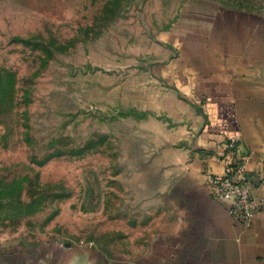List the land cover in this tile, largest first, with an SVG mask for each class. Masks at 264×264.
<instances>
[{
	"label": "rangeland",
	"instance_id": "rangeland-1",
	"mask_svg": "<svg viewBox=\"0 0 264 264\" xmlns=\"http://www.w3.org/2000/svg\"><path fill=\"white\" fill-rule=\"evenodd\" d=\"M238 13L264 0H0V244L148 255L194 145L168 66Z\"/></svg>",
	"mask_w": 264,
	"mask_h": 264
},
{
	"label": "crops",
	"instance_id": "crops-1",
	"mask_svg": "<svg viewBox=\"0 0 264 264\" xmlns=\"http://www.w3.org/2000/svg\"><path fill=\"white\" fill-rule=\"evenodd\" d=\"M168 72L191 103L182 123L194 145L173 167L168 198L176 215L148 255L114 259L88 247L0 244V264H264V16L238 13L184 38ZM242 158L262 203L249 229L233 220L229 203L210 197L206 179Z\"/></svg>",
	"mask_w": 264,
	"mask_h": 264
},
{
	"label": "built area",
	"instance_id": "built-area-1",
	"mask_svg": "<svg viewBox=\"0 0 264 264\" xmlns=\"http://www.w3.org/2000/svg\"><path fill=\"white\" fill-rule=\"evenodd\" d=\"M229 149H236V141L232 140ZM209 195L219 203H229V214L244 229L252 227L256 212L262 203L256 199V185L246 168L245 158L227 161L223 174L208 173L206 175Z\"/></svg>",
	"mask_w": 264,
	"mask_h": 264
}]
</instances>
